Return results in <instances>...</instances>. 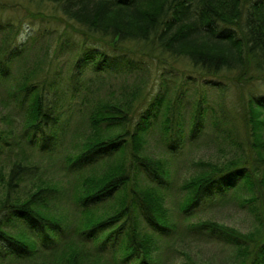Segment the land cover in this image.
I'll return each instance as SVG.
<instances>
[{
  "label": "trees",
  "instance_id": "trees-1",
  "mask_svg": "<svg viewBox=\"0 0 264 264\" xmlns=\"http://www.w3.org/2000/svg\"><path fill=\"white\" fill-rule=\"evenodd\" d=\"M45 1L58 6V18L69 22L70 30L96 43L109 42L111 47L89 45L74 60L68 70L73 86L68 97L69 89L67 93L60 90L66 81L62 79V83L32 80L23 74L13 84L9 64L21 54L15 46L9 47V36L0 46V58L12 48L0 59V80L11 84L5 88L12 98L20 99L22 112L17 121L23 129L17 136L0 130V151L2 145L7 150L0 153V163L12 164L8 173L0 167V264H173L165 256L173 259L175 251L185 257L184 251L176 249L185 234L193 237L192 242L211 239L234 247L237 264H264V100L257 98L258 93L252 94L247 114L262 169L239 156L222 165L198 162L200 173L181 187L170 167V161H177L172 160V151L159 159L144 154L145 136L157 109L151 116L146 112L154 100L152 106L162 105L164 99L152 100L148 92L138 96L140 92L124 88L110 92L113 102H109L106 93L92 99L91 87L86 86L85 103L76 102L85 86L79 80L87 68L108 80L125 79L141 70L136 54L122 47L118 39L153 40L165 53L201 68L199 77L211 89L220 85L208 77L223 72L233 73L231 80L238 87L264 80V0ZM6 27L0 24V31ZM110 36L115 41H107ZM112 60L115 64L109 66ZM102 77L96 84L104 83ZM125 94L132 98L123 101ZM178 94L172 106L168 105L171 101L165 105L170 112L180 100ZM145 101L150 104L140 111ZM191 114L188 134L193 136L201 130L208 112L199 103ZM79 115L90 123V132L73 153L66 150V164L57 170L78 177L68 189L44 175L54 155L66 148V134ZM169 116L162 124L166 145L173 136L182 142L186 133L183 116ZM135 118L140 122L133 125ZM172 124L177 127L174 131ZM21 140H27L26 146L14 147ZM34 154L49 164L26 165L23 160L32 162ZM96 165L104 166L102 172L85 178L87 169L93 171ZM38 175L42 181L36 184L41 178ZM70 191L74 195L71 202L66 199ZM245 191L249 199L243 200L244 205L256 207L258 216L259 226L253 231L240 234L210 221L189 222L200 209H211L217 195L226 199L240 192V198ZM181 192L182 214L178 216L169 201ZM181 264L198 263L186 255Z\"/></svg>",
  "mask_w": 264,
  "mask_h": 264
},
{
  "label": "rangeland",
  "instance_id": "rangeland-1",
  "mask_svg": "<svg viewBox=\"0 0 264 264\" xmlns=\"http://www.w3.org/2000/svg\"><path fill=\"white\" fill-rule=\"evenodd\" d=\"M59 13L56 4L45 0H0V24L7 26L3 32L0 31V46L3 44L4 39L9 36V44H11L9 47L15 46V50H19L21 54L20 58L13 59L12 57L9 64L11 65V68H9L13 84L19 81L23 74H28L32 80L49 79L51 82L60 83L66 80L60 90L65 92L69 89L70 91L65 93L70 97L72 96L73 86L69 82L68 70L72 69L74 60L82 54L85 48H89V45L111 46L109 42L96 43L97 41L86 39L79 33L73 32L70 30L69 22L67 23L58 18L61 17ZM77 28L80 27L77 26ZM115 39L111 36L106 38L107 41H115ZM118 40L123 45L122 47H126L127 51H131L137 55L135 57L141 62V70L125 79L108 80L87 68L83 71L84 75L79 80L85 86L80 91V94L76 95V102L85 103L84 97L89 93L88 91L85 92L86 86L91 87L92 92L90 95L92 99L100 98V94L103 96L106 93V96L109 97L107 99L109 102H113L111 101L113 95L109 96L110 92L119 93L124 88L128 92H140L138 96L146 95L148 92V94H151L150 99L152 98V100L155 97H159L158 101L164 99L162 105L159 102L156 106H152L155 103L154 100L151 104L150 101L147 103L145 101L139 107V110L143 111L150 104L149 111L147 110L146 112L150 116L157 109V117L153 119L149 134L145 136L144 154L159 159V157L165 158L163 155L170 156L171 153L166 152L172 151V156L175 157L172 160L177 161H170V167H174V174L176 175L179 187L182 186L181 184L186 179L200 173V168L196 167L198 162L222 165L228 160L239 156L245 157L247 162H254L253 164L256 167L262 169V166L258 163L257 153L259 150L254 146V137L251 135L252 131L250 124H248L247 111L252 94L258 93L257 98L264 100V80H256V82L244 85V87H238L231 80L233 73L223 72L218 77H208V81L214 79L218 81L215 84L220 85V87H212L211 89L199 77V74L202 72L201 68L194 67L187 59L174 57L165 53L153 43V40ZM6 48L8 47L6 46ZM11 49L9 48V51L2 56L10 54ZM114 64L115 61L112 60L109 66H113ZM234 76H237V72L234 73ZM101 77L104 83L100 85L96 84L97 79ZM197 80L200 81L196 83ZM10 85L0 80V97L2 100H5L3 103L0 102V110L2 111H0V130L4 129V131L10 132V135L17 136L23 130L17 121L22 111H19L18 104L20 99L18 97L12 98L13 96L5 88ZM178 91L179 97L177 99L180 100H176L174 110L170 112V109L167 110L165 105L168 101H171L168 105H173L175 93ZM131 98V95L126 97L125 94L122 100ZM201 98H204V102L200 101ZM199 103L208 114L205 116V120H203L201 130L192 136L188 134L190 133L191 113L195 105ZM72 109L76 111L75 107ZM8 114L10 115L9 118H3ZM168 114L175 118L183 116L182 122L186 133L182 142H179V138L173 136V138L169 139L168 145L165 144L166 140L164 141V136L166 134L164 135V126L162 124L165 117L169 116ZM10 118H12L11 122ZM83 119L85 118L82 115L76 117L74 125L69 128L66 134L67 146L58 155H54L51 159V167L48 161L42 160L40 156L37 157L35 154L31 155L35 158L32 162L26 158L23 162L28 163L26 165L49 164L47 169L50 168V170L45 171V179L52 181L56 179L59 182L58 185H63L64 188L68 189L72 188L79 180L78 177L76 175H64L57 172V170L59 169V165L63 166L66 164V150L69 153H73L76 150L77 144L80 141H84L85 136L90 132V123L88 124ZM139 119L135 118L133 125L139 123ZM261 119L264 120V114H262ZM172 126L174 128L172 131H174L177 127L173 124ZM9 134H5V136H9ZM191 134L193 133L191 132ZM26 144L27 140H21L17 141L14 147H18L19 145L25 147ZM170 144L171 146H169ZM27 149L30 150L29 147ZM0 153H7L4 145H2ZM13 162L22 163L20 160H13ZM11 165L5 162L0 167L8 173ZM103 168L104 166L100 165H96L93 171L88 168L84 177H93L95 173L102 172ZM38 176L41 178L37 180L36 184L42 181V175ZM246 193L247 191L243 192L240 198H237L241 194L240 192L238 194L234 193V195L230 194L226 199L220 198V195H217L214 198L215 204L211 209H200L197 214H193L189 222L210 221L235 230L240 234H247L253 231L259 226L258 216L256 207L252 208L250 205H244L246 202H243V200L249 199L248 196H245ZM183 194L181 192L176 195L177 199L172 198L169 201V207L178 216L182 214L179 210V205ZM70 198H74L71 191L66 195L68 201ZM256 204L259 205L257 202ZM193 236L196 237L198 234H193ZM187 237L189 239H185ZM192 238L189 234H185L181 243H177L176 248L184 251L191 260L198 264H237L236 257H234L236 254L234 247H226L219 240L215 242L211 239H196L192 242ZM173 253V259H170L172 256L169 258V254L165 256L167 261H173V264L184 262L186 255L183 257L177 254L178 252L173 251Z\"/></svg>",
  "mask_w": 264,
  "mask_h": 264
}]
</instances>
